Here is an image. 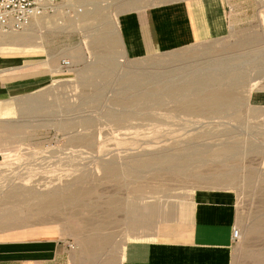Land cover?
<instances>
[{
    "label": "rangeland",
    "instance_id": "1",
    "mask_svg": "<svg viewBox=\"0 0 264 264\" xmlns=\"http://www.w3.org/2000/svg\"><path fill=\"white\" fill-rule=\"evenodd\" d=\"M129 1L63 0L27 30L9 33L18 37L32 30L35 49L0 44V58L17 61L0 71L13 72L11 79L17 84L34 85L0 99V212L15 210L13 200H18L14 204L23 219L0 228V239L54 240L64 250L55 264H122L129 240L186 216L201 194H226L231 196L240 230L231 264H264V105H247L264 99V0H226L227 36L216 41L210 50L213 57L188 66L190 73L199 69L224 75L225 82L215 92L235 98L227 102H241L216 110L199 108L210 111L200 116L182 112H199L192 108L153 105L161 98L170 102L171 92L167 96L155 90L153 72L173 59L156 55L130 62L120 57L124 53L120 16L177 0H134L133 5ZM89 11L92 17L86 15ZM105 31L118 39L110 55L92 44ZM63 59L72 66L63 68ZM10 67L19 68L9 71ZM136 67H141V106L128 105L137 102L131 97L135 90L127 88ZM234 143L239 146L237 153L215 154ZM167 157L189 158L188 177L171 180L168 165L162 162ZM151 158L160 162L143 169L137 165ZM109 164L117 168L116 175L107 176ZM232 166L234 182L212 183ZM75 187L87 190L81 204L61 203L56 212L49 208L41 212L33 205L37 199L27 193L57 190L63 195ZM13 192L20 197L8 200L9 204L5 198ZM113 199L118 208L109 211ZM152 206L158 211L154 213ZM96 224L109 240L87 260L79 238L92 235Z\"/></svg>",
    "mask_w": 264,
    "mask_h": 264
},
{
    "label": "crops",
    "instance_id": "2",
    "mask_svg": "<svg viewBox=\"0 0 264 264\" xmlns=\"http://www.w3.org/2000/svg\"><path fill=\"white\" fill-rule=\"evenodd\" d=\"M229 16L226 0H177L134 9L120 16L119 31L124 47L120 57L130 62L156 55L173 59L167 66L156 67L157 70L153 72V80L159 86L155 90L167 96V92H171L172 97L168 98L170 102L161 98L162 102L153 105H172L183 110H216L241 104L208 98L212 90L216 93L215 90L220 89L219 83L225 82L224 75L220 78L199 69L190 73L188 69L190 63L203 57H213L210 50L217 45L216 41H221L228 34ZM12 65H17L15 59L0 58V70ZM115 66L114 63L110 70L114 71ZM17 68L10 67L9 71ZM12 73L0 71L2 100L34 86L30 83L17 84L16 79H11ZM132 74L135 77L127 88L135 90L131 97L137 102L128 105L141 106V67H136ZM123 82L124 91L126 80ZM257 100L247 105H264V99L260 102ZM197 111L182 112L200 116L207 110ZM235 224L231 196L201 194L186 216L160 225L159 230L141 239L129 240L123 249L122 264H231ZM63 251L58 243L50 239H0V264H55Z\"/></svg>",
    "mask_w": 264,
    "mask_h": 264
},
{
    "label": "bare ground",
    "instance_id": "3",
    "mask_svg": "<svg viewBox=\"0 0 264 264\" xmlns=\"http://www.w3.org/2000/svg\"><path fill=\"white\" fill-rule=\"evenodd\" d=\"M63 1V0H62ZM70 1V0H69ZM75 1V2H79V0H72V2ZM85 2V1H84ZM88 2V1H87ZM92 3V2H91ZM85 4V3H84ZM128 4L130 5H133L135 4V1L134 0H131L128 2ZM83 5V3H82ZM86 5V4H85ZM93 5V4H92ZM84 7V6H82ZM87 6H85L84 8H86ZM90 8V7H88ZM86 10V9H85ZM96 10V9H95ZM81 11V10H80ZM92 11V10H91ZM87 12L86 15H89V13L91 12ZM94 13V12H93ZM85 14V12L83 13ZM92 14V13H91ZM90 14V15H91ZM84 15V16H86ZM89 15V16H90ZM95 16H99L100 17V14L99 12H96L94 14ZM44 16V15H42ZM42 16H38L36 18H34L33 20L37 19V21H40L38 20V18L42 17ZM95 16H93V18H95ZM87 17V16H86ZM92 17V16H90ZM105 17V16H103ZM83 18V17H81ZM90 19V18H89ZM92 19V18H91ZM104 19V18H102ZM32 20V21H33ZM85 20V19H84ZM88 20V19H86ZM31 21V23H32ZM36 21V20H35ZM36 21V23H37ZM30 23V24H31ZM39 25L41 24V22H38ZM29 24V25H30ZM117 24L119 25V22H117ZM28 25V26H29ZM42 25V24H41ZM40 25V26H41ZM35 26V25H34ZM33 26V28H35ZM118 27V26H117ZM29 27H26L24 30H27ZM32 29V28H31ZM35 30V29H34ZM12 32H18V31H12ZM12 32H7V33H3V34H0V44L2 46H6L8 48H19V49H24V50H31V49H35L37 45L33 43H31V40H33V38L31 37V32L30 30L27 31L28 33H26V35H22V36H18V37H12V36H9V33H12ZM8 34V35H7ZM114 37V35H113ZM112 35H110L109 32L105 31L103 34H101L99 37H97L93 42V46L95 47H103V50L106 51L107 53H111L113 52L114 53V50L116 48V39L113 38ZM35 38V37H34ZM38 38V37H37ZM118 41V39H117ZM94 47V48H95ZM112 54V53H111ZM108 55V54H107ZM110 55V54H109ZM45 65V64H44ZM72 66V65H71ZM70 66V67H71ZM70 67H67V68H70ZM256 84V82L254 83ZM254 86V85H253ZM235 96V95H234ZM210 99H225V100H230L231 99H235L233 96H230L229 94L227 93H223V94H218V93H215V94H210L209 97ZM239 146L236 145V143L234 144H225L223 145L220 149H218L217 151H215V154L219 155V156H230V155H233L234 153H237V150H238ZM190 159L189 158H171V157H167L164 161L162 162H165V164L168 165V174H169V177L170 179L171 178H174L173 180L177 179V178H180L182 176H186L188 177L189 174H187L188 172V164L189 163ZM160 162V160H155L153 158L149 159V160H144V161H141V163H137V165H140L141 166V169L143 168H146V167H149V166H152L156 163ZM105 172L107 174V176H110V175H116V173H118V170L116 167H114L112 164H109L105 167ZM236 168L234 166H232V168L230 170H227L224 172L221 173V174H217L213 180H212V183L213 184H224V183H232L236 180ZM128 173V172H127ZM133 173V172H131ZM214 176V175H213ZM211 178V177H210ZM212 179V178H211ZM252 179V175L249 174L248 175V180L250 181ZM172 180V179H171ZM180 181V180H179ZM211 183V182H210ZM142 187V186H141ZM144 188V187H142ZM141 188V190H142ZM144 191V190H143ZM28 195L32 197V199L35 198L37 199V203L36 204H33L35 206H37L41 212L42 210L44 209H50L51 211H58L59 210V207L61 206V203H63L64 205H76V204H81V198L87 194V190H84L81 188H76L75 189H70V192H68L67 194H63L61 195L59 193V191L57 190H54V191H50L49 193H40V192H37V191H27ZM62 197H60V195ZM24 195V194H23ZM27 195V194H26ZM28 196V197H29ZM7 197L9 198H5L8 202V200H12V198H16V197H20L19 193L18 192H13V193H10L9 195H7ZM27 197V196H25ZM29 199V198H28ZM30 200V199H29ZM4 201V203H5ZM14 202H18V200H13ZM26 201V199L24 200ZM36 201V200H35ZM10 202V201H9ZM8 202V203H9ZM12 202V201H11ZM13 202V206H14V209L15 210H12L11 208L10 209H7L5 211H1L0 212V228L1 229H7L9 227H12L13 225L15 224H18L20 221H23L22 217L19 216L18 212L19 210H17V206L14 204ZM16 202V203H17ZM19 202H23L19 199ZM31 202V201H30ZM3 203V202H1ZM7 204V203H6ZM10 204V203H9ZM46 207V208H45ZM70 207V206H69ZM30 208V207H29ZM61 208V207H60ZM118 208V202L116 200H112L109 202V206H108V210L109 211H113L114 209H117ZM152 209H153V212H157L158 210V206H157V209L155 208V206H152ZM107 210V211H108ZM35 211V209H34ZM39 211V212H40ZM45 211V210H44ZM108 211V212H109ZM60 212V211H59ZM27 214V213H26ZM25 214V215H26ZM38 214V213H37ZM28 223V221H26ZM94 227V233L88 237H85V238H79V242L81 244V247H82V254L83 256L85 257V259L87 260H90L92 259V257H94L93 255H95V253L100 250L101 248H103V245L105 246V244L108 242L109 240V236L107 234H103L102 231L100 230V226L99 224H96Z\"/></svg>",
    "mask_w": 264,
    "mask_h": 264
},
{
    "label": "built area",
    "instance_id": "4",
    "mask_svg": "<svg viewBox=\"0 0 264 264\" xmlns=\"http://www.w3.org/2000/svg\"><path fill=\"white\" fill-rule=\"evenodd\" d=\"M62 0H0V34L24 30L31 21L54 12ZM63 68L70 67V60H62ZM240 239V230L233 228L234 242Z\"/></svg>",
    "mask_w": 264,
    "mask_h": 264
}]
</instances>
